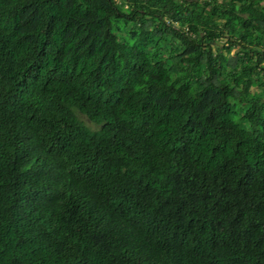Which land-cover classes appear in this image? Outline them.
Returning a JSON list of instances; mask_svg holds the SVG:
<instances>
[{
	"label": "trees",
	"instance_id": "1",
	"mask_svg": "<svg viewBox=\"0 0 264 264\" xmlns=\"http://www.w3.org/2000/svg\"><path fill=\"white\" fill-rule=\"evenodd\" d=\"M0 264H264V0H0Z\"/></svg>",
	"mask_w": 264,
	"mask_h": 264
}]
</instances>
